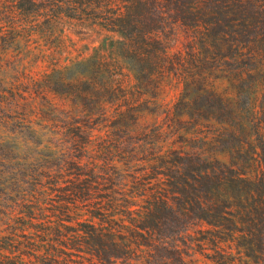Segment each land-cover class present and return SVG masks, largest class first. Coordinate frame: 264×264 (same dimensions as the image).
I'll return each mask as SVG.
<instances>
[{"label":"trees","instance_id":"1","mask_svg":"<svg viewBox=\"0 0 264 264\" xmlns=\"http://www.w3.org/2000/svg\"><path fill=\"white\" fill-rule=\"evenodd\" d=\"M263 90L264 0H0V264H264Z\"/></svg>","mask_w":264,"mask_h":264},{"label":"rangeland","instance_id":"2","mask_svg":"<svg viewBox=\"0 0 264 264\" xmlns=\"http://www.w3.org/2000/svg\"><path fill=\"white\" fill-rule=\"evenodd\" d=\"M77 25H74V26H72L71 27V30H76V27ZM93 33V35L90 33V34H88L87 36H85V39H86V41H93V40H96V39H98V33H95V32H92ZM71 34V33H70ZM72 36H73V38H75V39H83L84 38V36H79V38H77V37H75V35H73L72 34ZM96 36V37H95ZM80 44V43H79ZM263 92H264V90H263ZM0 131H2L4 134H7V133H9V128H0ZM7 140H8V142L10 143V144H12L13 145V143H14V139L13 138H11V137H8L7 138ZM24 149V148H23ZM31 154H35L36 156H39L40 154L38 153V152H35V151H32V153ZM41 160H43L41 157H39ZM196 257L197 258H199L200 260H204V258H202V256L201 255H198V254H196Z\"/></svg>","mask_w":264,"mask_h":264}]
</instances>
